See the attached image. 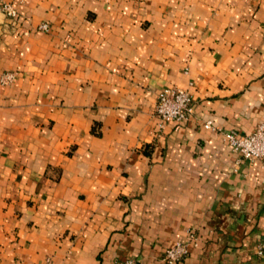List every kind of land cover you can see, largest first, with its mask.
Here are the masks:
<instances>
[{
	"label": "crops",
	"instance_id": "0c3cea01",
	"mask_svg": "<svg viewBox=\"0 0 264 264\" xmlns=\"http://www.w3.org/2000/svg\"><path fill=\"white\" fill-rule=\"evenodd\" d=\"M2 3L0 264H165L191 230L178 264H264V160L221 134L264 120V0ZM166 87L195 114L160 132Z\"/></svg>",
	"mask_w": 264,
	"mask_h": 264
},
{
	"label": "built area",
	"instance_id": "2783aa9c",
	"mask_svg": "<svg viewBox=\"0 0 264 264\" xmlns=\"http://www.w3.org/2000/svg\"><path fill=\"white\" fill-rule=\"evenodd\" d=\"M0 9L9 17H16L17 11L8 3L0 4ZM38 29L42 32L49 31V25L41 24ZM15 79V73H4L0 79L6 85ZM195 114V102L193 94L189 89L180 87H166L158 94L155 108V115L158 119V128L162 132L168 124L176 123L177 126L185 124ZM203 127L214 130L215 125L211 120L206 121ZM225 141L229 144L232 152L238 154L245 160H264V120L257 126L255 132L242 134L237 130H230L221 133ZM199 244V236L194 230L189 232L187 241L178 242L163 254L165 264H178L185 260L192 247ZM123 264H142L135 258H129Z\"/></svg>",
	"mask_w": 264,
	"mask_h": 264
}]
</instances>
